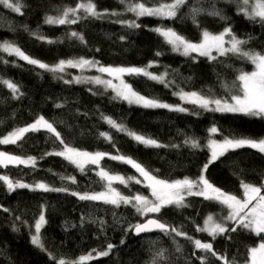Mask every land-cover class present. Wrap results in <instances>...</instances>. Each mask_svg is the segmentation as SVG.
I'll list each match as a JSON object with an SVG mask.
<instances>
[{"label": "trees", "instance_id": "trees-1", "mask_svg": "<svg viewBox=\"0 0 264 264\" xmlns=\"http://www.w3.org/2000/svg\"><path fill=\"white\" fill-rule=\"evenodd\" d=\"M76 2L77 0H22L26 5L22 8V15L0 5V42L4 40L15 42L30 56L48 64H55L61 59L84 57L99 61L105 66L142 67L149 61L156 60L158 65L150 71L162 73L168 68L170 72L168 79H175L176 84L185 91L202 90L209 93L211 90L210 94L215 96L226 95L221 84L226 82L231 85L239 70L253 69L248 61L232 54L218 57L216 61H209L206 57H199L193 61L189 57L172 52L170 46L150 30L164 25L175 28L196 41L199 39L200 30L193 25L190 18L161 20L143 17L138 20L142 25L139 29H130L113 23L112 20L117 17L89 18L75 25L53 26L44 23L46 14L55 15L58 9L74 6ZM95 3L98 10L123 11V6L118 0H95ZM217 6L223 8L230 19L225 22L219 18L201 15L199 21L202 27L216 33L222 31L227 24H231L239 37L243 39L252 37L244 46L245 49L264 50V27L237 15L234 4L218 2ZM187 11V7L183 8L181 16ZM118 18L134 17L132 13H124ZM33 31H38L56 42L49 44L41 41L31 35ZM71 31L82 33L87 43H81L75 38L69 39L66 34ZM121 36L125 39L121 40ZM157 51L163 55L155 56ZM0 57L9 61L7 64L0 61V77L17 83L24 93L19 99H13L11 91L0 84V136L43 115L55 123L66 143L87 151L100 150L116 154V150L119 149L121 154L132 157L148 169L158 170L154 174L166 179L184 176L194 178L200 174L202 165L210 155L204 145L209 136L207 129L213 123L224 135L234 133L252 138L264 137V119L261 118L207 112L190 104L184 105L190 109L187 113L130 105L127 101L113 99L116 94L110 88L106 89L104 85L65 83L64 81L71 80L68 74H54L39 69L7 53L0 52ZM58 76H62L63 79ZM188 77H191V80H187ZM125 78L142 95L156 97L169 104L182 103L172 94L176 90L174 87L166 88L143 76L126 75ZM56 104H62L63 107L57 108ZM193 111H199L200 114L194 115ZM102 116L112 117L127 128L151 136L163 144H178L180 147H145L126 134L111 128ZM101 132L111 134L115 147L99 135ZM185 136L198 138L201 148L193 149L184 145ZM216 137L222 138L220 134ZM61 147L59 142H54V138L44 130L27 134L19 145H0V151L38 158L35 169L9 166L6 169L0 168V174L8 175L14 180L30 183L44 181L53 187L69 189L68 192L16 189L9 193L4 183L0 181V205L10 209L9 212L0 209V264H54L48 255L49 252L57 257L75 259L92 249L102 250L108 242L117 247L108 257H100L89 264H145L151 255L149 251L151 240L158 241L153 246L155 248H168L169 254L174 251L171 240L159 232L142 235H135L132 231L125 233L129 223L135 224L145 219L138 216L130 206L121 205L116 208L102 201H81L73 196L71 194L73 191L99 192L103 190V186L95 172L87 170L94 166H86V171L81 173L63 157L44 156V153L52 152L54 149L58 151ZM102 166L125 176L139 175L131 166L108 158L102 161ZM206 175L216 186L240 195L241 179L260 183V178L264 175V154L247 147L230 151L210 165ZM61 176H75L76 183L61 180ZM114 186L126 195L141 192L150 197L149 190L143 184H132L130 188L119 184ZM187 202L190 207L182 209L170 207L165 209L159 218L176 226L183 225L185 231L198 239L210 240L206 233L195 232L193 221L195 224H202L204 217L210 212L222 217L227 215V209L201 197H188ZM42 205L45 206L47 224L42 228L41 234L47 251L31 243L33 225ZM17 217L20 219H16ZM101 218L106 221L103 231L99 223ZM231 235V240L222 236L217 237L214 248L221 253L226 251L230 259L235 257L238 264H243L247 246H255L260 238L246 231ZM121 239L125 241L124 244L120 243ZM177 239L184 245V255L191 256L192 245L183 237ZM200 254L197 251V255ZM176 264H184V260L181 258ZM190 264L200 262L191 257ZM210 264L218 262L213 259Z\"/></svg>", "mask_w": 264, "mask_h": 264}, {"label": "snow or ice", "instance_id": "snow-or-ice-1", "mask_svg": "<svg viewBox=\"0 0 264 264\" xmlns=\"http://www.w3.org/2000/svg\"><path fill=\"white\" fill-rule=\"evenodd\" d=\"M218 2L226 5L234 4L236 6V14L241 15L253 23L264 27V0H118L123 6V11L103 9L98 10L95 0H77L74 6H64L57 10V14H46L44 23L47 25H75L81 20L95 18L103 19L105 17H117L112 20L113 23L121 24L130 29H139L142 25L138 22L143 17H154L161 20H175L190 18L193 25L200 30L199 39L193 41L187 36L178 32L175 28L160 25L150 30L155 32L162 38L163 42L170 46L172 52L179 53L182 56L189 57L193 61L199 57H206L209 61H216L218 57L228 56L232 54L241 59L248 61L252 66V71L239 70L235 80L229 85L222 83L221 87L225 89L226 95L215 96L209 90V93L201 91H185L184 88L176 84L175 79L169 80V69L166 68L162 73L150 71L151 68L158 65V61L151 60L142 67L137 66H111L101 65L99 61L94 59H86L84 57L61 59L55 64H48L39 59L28 55L18 44L8 40L0 42V52L7 53L9 56L18 57L22 61H26L30 65H34L39 69L52 72L54 74L64 73L68 68H78L83 72L88 68H96L100 73L108 74L111 79H104L101 76H75L72 80H66L65 83H94L104 85L105 88H111L115 92L113 99H121L127 101L130 105L136 104L144 108H163L169 111L187 113L190 111L185 104L193 105L196 109L207 112L233 113L242 114L247 117L264 119V50L245 49V45L249 43L252 37L247 39L240 38L234 31L231 24H227L220 32H211L207 28L201 26L199 17L201 15L219 18L227 22L230 18L225 14L223 8L218 7ZM0 5L13 12L22 13V8L26 5L22 0H0ZM187 7L188 11L181 16V10ZM124 13H132L133 19H119ZM25 30L28 28L25 25ZM31 35L41 41L47 43H55L48 37L40 34L38 31L31 32ZM69 39L75 38L81 43H87L84 35L80 32L71 31L66 34ZM125 39L124 36L120 37ZM226 45H228L226 47ZM98 51V49H97ZM215 53V55L213 54ZM163 53L157 51L155 56H162ZM0 61L7 64L8 60L0 57ZM176 71V70H172ZM125 75L143 76L148 80L164 85V87H174L173 95L177 96L182 103L169 104L159 98L142 95L136 91L133 86L126 82ZM178 75V73H177ZM58 78L63 79L62 76ZM191 80V77L186 78ZM118 81V83H114ZM186 82V81H185ZM238 82V83H237ZM0 84H3L11 91L13 99H19L24 95L20 90V86L12 80L0 77ZM91 91V89H89ZM57 108L63 107L62 104H56ZM192 114L199 115V111H193ZM102 119L117 132H121L132 138L138 144L152 148H178L180 145H166L159 140L138 133L127 128L124 124L118 123L112 117L102 116ZM46 131L54 138V142L58 141L62 146L60 150L44 153V156L55 155L63 157L70 164L74 165L81 173L87 170L94 171L102 182L103 190L99 192L85 191L71 194L81 201H102L105 204L113 205L119 208L121 205L130 206L135 213L144 217V222L129 223L125 229V233L132 231L136 235L142 233L159 232L164 237H168L174 251L169 254V249L165 247L155 248L157 240L149 242V251L151 255L145 264H176L179 259L184 260V264H190L191 257H195L200 264H210L214 259L218 264H238L235 257L229 258L227 252H218L214 248V241L217 237H225L232 239V233L246 231L259 237V242L255 246H247L246 257L243 264H264V175L260 178V183L246 182L240 180L241 194L237 195L232 192L223 190L213 184L207 177L206 173L210 165L224 157L230 151L250 148L264 154V137L252 138L248 136H238L234 133L224 135L215 123L207 129L209 136L207 147L210 156L202 165L200 174L196 177L184 176L178 179L161 178L154 174L158 170H150L139 161L130 156H126L116 150V154L103 151H87L66 143L61 133L57 130L55 123L46 119L43 115L38 116L32 123L22 127H17L0 136V145H19L27 134ZM217 134L221 135V139H216ZM106 141L115 142L109 132L99 133ZM193 149L201 148V142L198 138L185 136L183 141ZM41 159L43 158L40 157ZM108 158L131 166L139 175L125 176L118 172H114L102 166V161ZM37 157L15 155L7 151H0V168L14 167H30L35 169L37 166ZM61 180H68L76 183L75 176H61ZM0 181L4 183L9 193L16 189H29L31 191L42 192H68L66 187H53L44 181H37L33 184L24 182L23 180H14L8 175L0 174ZM123 185L130 188L132 184H143L150 192V197L141 192L132 194H124L114 185ZM188 197H201L205 201L215 202L227 209V215L218 217L216 213H208L202 224H194V230L198 233H206L211 239L201 240L190 235L184 230L183 225L176 226L160 219L165 209L174 207L182 209L190 207L187 202ZM0 209L9 212L10 209L0 205ZM45 206H41V211L37 219H35L34 234L31 236V243L42 250L47 251L42 241V228L47 224L45 216ZM151 214V215H150ZM16 219H20L17 217ZM84 217H81L83 223ZM23 222V221H22ZM95 223V221H92ZM26 223V222H24ZM101 231L104 230L106 221L102 218L99 221ZM74 226V225H73ZM14 230H18L15 229ZM178 237H183L192 245L191 256L184 255V245L180 244ZM121 239L120 243L124 244ZM117 246L108 242L106 246L100 249H92L85 254H81L75 259H67L63 256L57 257L54 253L49 252V257L54 264H89L90 261L99 259L100 257H108ZM197 251L201 254L197 255ZM175 257V259H173Z\"/></svg>", "mask_w": 264, "mask_h": 264}, {"label": "rangeland", "instance_id": "rangeland-1", "mask_svg": "<svg viewBox=\"0 0 264 264\" xmlns=\"http://www.w3.org/2000/svg\"><path fill=\"white\" fill-rule=\"evenodd\" d=\"M241 38V37H240ZM243 39V38H242ZM228 45H226V47H227ZM247 50V49H246ZM28 54V53H27ZM214 55H215V53H213ZM29 55V54H28ZM34 58V57H33ZM87 59V58H86ZM115 67V66H114ZM124 67H129V66H124ZM70 69H72L71 70V73H70ZM253 70V69H252ZM252 70H249V71H252ZM65 74H68L69 76V79H73V77H75V76H84V77H91V76H101L102 78H104V79H111V77H109L108 76V74H106V73H100L99 71H97V69L96 68H88V69H85L83 72H81V70L80 69H78V68H68V69H66V71L64 72ZM126 76V75H125ZM124 79L126 80V78L124 77ZM126 82L127 83H129L127 80H126ZM86 83H88V84H94V83H90V82H86ZM114 83H118V81H114ZM130 84V83H129ZM95 85V84H94ZM97 85V84H96ZM105 87V86H104ZM111 89V88H110ZM112 90V89H111ZM113 91V90H112ZM114 92V91H113ZM115 93V92H114ZM164 102H166V101H164ZM166 103H168V102H166ZM136 105V104H135ZM33 122V121H32ZM32 122H30V123H32ZM29 124V123H28ZM27 125V124H26ZM23 126H25V125H23ZM22 127V126H21ZM215 138L216 139H220V138H217L216 136H215ZM207 143V142H206ZM97 151H100V150H97ZM91 152H95V151H91ZM103 152H105V151H103ZM110 153V152H109ZM210 153V152H209ZM112 154H114V153H112ZM210 156V155H209ZM24 182H26V181H24ZM26 183H29V184H33V183H30V182H26Z\"/></svg>", "mask_w": 264, "mask_h": 264}, {"label": "water", "instance_id": "water-1", "mask_svg": "<svg viewBox=\"0 0 264 264\" xmlns=\"http://www.w3.org/2000/svg\"><path fill=\"white\" fill-rule=\"evenodd\" d=\"M142 222H144V219L141 221V223H142ZM134 234H135V233H134ZM142 234H148V233H142ZM142 234H140V235H142ZM135 235H136V234H135Z\"/></svg>", "mask_w": 264, "mask_h": 264}]
</instances>
